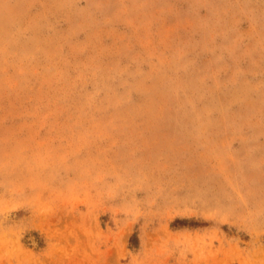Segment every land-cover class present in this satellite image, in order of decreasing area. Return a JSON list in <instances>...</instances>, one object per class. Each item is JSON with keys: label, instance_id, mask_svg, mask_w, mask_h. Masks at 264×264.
Wrapping results in <instances>:
<instances>
[{"label": "rangeland", "instance_id": "obj_1", "mask_svg": "<svg viewBox=\"0 0 264 264\" xmlns=\"http://www.w3.org/2000/svg\"><path fill=\"white\" fill-rule=\"evenodd\" d=\"M0 264H264V0H0Z\"/></svg>", "mask_w": 264, "mask_h": 264}]
</instances>
